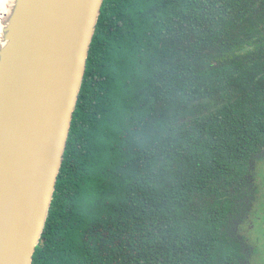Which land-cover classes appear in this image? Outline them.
<instances>
[{
  "label": "trees",
  "instance_id": "obj_1",
  "mask_svg": "<svg viewBox=\"0 0 264 264\" xmlns=\"http://www.w3.org/2000/svg\"><path fill=\"white\" fill-rule=\"evenodd\" d=\"M262 151L264 0H104L33 264H241Z\"/></svg>",
  "mask_w": 264,
  "mask_h": 264
},
{
  "label": "water",
  "instance_id": "obj_2",
  "mask_svg": "<svg viewBox=\"0 0 264 264\" xmlns=\"http://www.w3.org/2000/svg\"><path fill=\"white\" fill-rule=\"evenodd\" d=\"M103 3L15 0L0 20V264L34 262Z\"/></svg>",
  "mask_w": 264,
  "mask_h": 264
},
{
  "label": "flooded vegetation",
  "instance_id": "obj_3",
  "mask_svg": "<svg viewBox=\"0 0 264 264\" xmlns=\"http://www.w3.org/2000/svg\"><path fill=\"white\" fill-rule=\"evenodd\" d=\"M258 157V168L242 187L238 212L230 215L231 234L240 244L241 264H264L259 238V227L264 228V151Z\"/></svg>",
  "mask_w": 264,
  "mask_h": 264
},
{
  "label": "bare ground",
  "instance_id": "obj_4",
  "mask_svg": "<svg viewBox=\"0 0 264 264\" xmlns=\"http://www.w3.org/2000/svg\"><path fill=\"white\" fill-rule=\"evenodd\" d=\"M14 1L15 0H0V14L2 15L0 17V20L3 19L4 21L6 16L8 17L11 14L14 7ZM0 27H1V23H0Z\"/></svg>",
  "mask_w": 264,
  "mask_h": 264
},
{
  "label": "rangeland",
  "instance_id": "obj_5",
  "mask_svg": "<svg viewBox=\"0 0 264 264\" xmlns=\"http://www.w3.org/2000/svg\"><path fill=\"white\" fill-rule=\"evenodd\" d=\"M262 178H263V181H264V175L262 176ZM260 224H262V223H260ZM259 232H260V234H259L260 245L262 246V249H263V252H264V228L259 227ZM263 258H264V256H263Z\"/></svg>",
  "mask_w": 264,
  "mask_h": 264
}]
</instances>
